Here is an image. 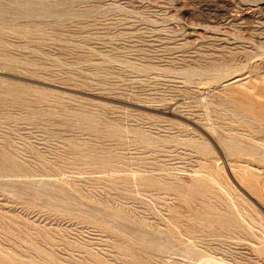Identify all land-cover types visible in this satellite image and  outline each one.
Masks as SVG:
<instances>
[{"label":"rangeland","instance_id":"obj_1","mask_svg":"<svg viewBox=\"0 0 264 264\" xmlns=\"http://www.w3.org/2000/svg\"><path fill=\"white\" fill-rule=\"evenodd\" d=\"M32 256L264 264V0H0V264Z\"/></svg>","mask_w":264,"mask_h":264},{"label":"bare ground","instance_id":"obj_2","mask_svg":"<svg viewBox=\"0 0 264 264\" xmlns=\"http://www.w3.org/2000/svg\"><path fill=\"white\" fill-rule=\"evenodd\" d=\"M203 145H206V144H204L203 143ZM11 175H13V174H11ZM16 176V175H15ZM201 185V184H200ZM182 187V186H181ZM190 189V188H189ZM186 194V193H185ZM197 194V193H196ZM192 198V197H191ZM185 199V198H184ZM105 208V207H104ZM118 209V208H117ZM74 211V210H73ZM99 212H100V210H99ZM105 212V211H104ZM102 213V212H101ZM91 214V213H90ZM95 215V214H94ZM103 215V214H102ZM106 215V214H105ZM123 215V214H122ZM122 215H120V216H122ZM98 216V215H97ZM117 216V215H116ZM118 216H119V213H118ZM119 216V217H120ZM95 217V216H94ZM118 217V218H119ZM101 219V218H100ZM103 219V218H102ZM123 223V222H122ZM130 223H132V222H130ZM135 223V222H134ZM133 224V223H132ZM125 225V224H124ZM123 225V226H124ZM134 225V224H133ZM183 225V224H182ZM135 226V225H134ZM141 227V226H140ZM129 228V227H128ZM137 228H138V226H137ZM139 229V228H138ZM144 229V228H143ZM193 229V228H192ZM122 230H124V229H122ZM135 230V229H134ZM139 230H142V229H139ZM148 230V229H147ZM143 231V230H142ZM148 232V231H147ZM151 233V232H150ZM144 234V233H143ZM147 234V233H146ZM156 235V234H155ZM171 241V240H170ZM169 241V242H170ZM163 242V241H162ZM176 245V244H175ZM172 247V246H171ZM181 247V246H180ZM179 247V248H180ZM160 250V249H159ZM180 250H183V249H180ZM103 251V250H102ZM199 251V250H198ZM180 253V252H179ZM36 254V253H35ZM17 255L18 254H16V257H17ZM49 256L53 259L54 257L53 256H51V254H49ZM192 256V255H191ZM61 257V256H60ZM80 257V256H79ZM91 258V257H90ZM89 258V259H90ZM32 262H33V264H37L38 262H37V260H36V257L35 256H32V258L30 259ZM199 260V259H198ZM203 260H204V258H203ZM210 260V263L211 264H234V263H232V262H227V261H223V260H215V259H209ZM91 261V260H90ZM201 261L202 260H199V264L201 263ZM208 261V260H207ZM30 262V261H29ZM37 262V263H36ZM52 262V261H51ZM44 263V262H43ZM73 264V263H72ZM195 264V263H194Z\"/></svg>","mask_w":264,"mask_h":264}]
</instances>
